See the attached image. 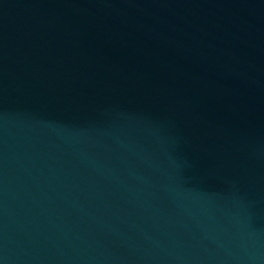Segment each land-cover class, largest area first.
Masks as SVG:
<instances>
[{
	"label": "water",
	"instance_id": "95a60500",
	"mask_svg": "<svg viewBox=\"0 0 264 264\" xmlns=\"http://www.w3.org/2000/svg\"><path fill=\"white\" fill-rule=\"evenodd\" d=\"M0 264H264V0H0Z\"/></svg>",
	"mask_w": 264,
	"mask_h": 264
}]
</instances>
